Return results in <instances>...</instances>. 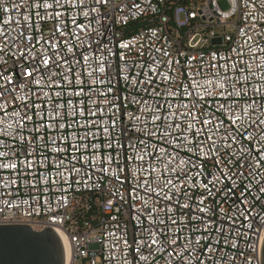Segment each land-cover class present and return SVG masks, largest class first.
Masks as SVG:
<instances>
[{
  "label": "built area",
  "instance_id": "built-area-1",
  "mask_svg": "<svg viewBox=\"0 0 264 264\" xmlns=\"http://www.w3.org/2000/svg\"><path fill=\"white\" fill-rule=\"evenodd\" d=\"M228 1L224 9L220 0H60V6L32 0L31 8L24 0H0V31L8 40L22 32L33 37L38 62L41 49H48L44 40L69 39L70 58L78 62L71 74L64 66L70 83L49 64L51 87L26 88V102L22 96L5 106L9 115L27 111L31 119L16 138L8 137L14 122L0 133V163L17 164L0 168V224L61 230L73 253L67 259L65 251L64 264H245L244 257L261 264L264 155L246 137L264 138L258 131L264 127V0ZM44 3L53 7L45 10ZM54 12L61 16L53 19ZM73 18L90 26L87 35ZM74 32L91 45L95 60L85 64L80 53L89 50L75 43ZM16 52L11 45L0 52L5 75L17 67ZM234 64L247 81H237ZM47 77L42 73L41 82ZM229 80L239 95H228ZM237 144L256 150L244 157ZM160 148L172 155L165 159ZM168 180L174 190L164 186ZM156 237L158 244L176 243L158 248L151 244Z\"/></svg>",
  "mask_w": 264,
  "mask_h": 264
},
{
  "label": "snow or ice",
  "instance_id": "snow-or-ice-1",
  "mask_svg": "<svg viewBox=\"0 0 264 264\" xmlns=\"http://www.w3.org/2000/svg\"><path fill=\"white\" fill-rule=\"evenodd\" d=\"M68 3H71V0H67ZM86 2V0H78L79 5H83ZM99 3H103L104 0H97ZM55 6H60V0H54ZM33 6L32 0H24V7L25 8H31ZM40 5H36V7H39ZM53 5L44 3L43 8L45 10H48L49 8H52ZM92 11H95L93 9ZM85 16H87V13H84ZM61 16L60 12H54L52 18L53 19H58ZM22 19L24 21L28 20L27 16H22ZM7 23V22H5ZM73 24H75L76 29L78 32H82L85 35H87V32L90 30V26L86 28L83 25L76 24L75 18H73ZM66 27V25H65ZM29 31L31 29H28ZM57 32L60 34L61 37L65 35L64 31L62 28L59 26L57 27ZM73 36H75V43L76 44H83L85 47L88 48L89 50V55H84L83 52L80 53L82 56L85 64H87L90 60H95V55L92 53V47L91 45L86 44L84 41L81 40L79 35H76V33H73ZM0 39H3L4 44L3 47L0 48V52H4L5 54L8 53L9 46H15L17 48V52L12 54V59L14 63L16 64V69L14 71H9L7 75H5V71H0V81L3 83H0V111H3V117L0 118V125H3V127H0V133H3L6 131V129L12 127V123L14 122L16 124V129H13L11 133L8 134V137L16 138L13 136V133H16L18 135L17 130H20L23 128V121L25 120H30L31 117L27 115V111L24 112L23 116L21 115L20 112H15L12 115H9L7 112V108L5 106H15V103L17 101H21L22 96L24 98V101L26 102L27 99V94L25 93V89L27 88L29 92L31 91V88L33 86H40V87H51L53 83V76L51 74V68H49V64H51L53 67H57L61 69L60 76L62 79H64L65 83H70L67 79V76L64 75L65 68L64 66L67 65V71L69 74H71V66L72 64L78 63L74 59H71V57H74L75 53L73 52V48L70 47L69 45L72 43L71 40L69 39H64L62 42L56 41L55 38L50 40H44V44L48 46V49L42 48L40 51V59L37 62V58L32 55L33 49H34V44L30 43L33 39L31 36L24 35L22 32L19 36L12 38L11 40H8L7 37L5 36V33L3 31H0ZM29 43H25V42ZM39 41H37L38 43ZM122 47H127V45H122ZM66 49V51H64ZM51 51V56L47 55V51ZM63 52L64 54L61 55L60 53ZM123 59V57H121ZM253 59H256V57H253ZM23 61V63H21ZM7 61L3 60L0 61V67H2L3 64H6ZM215 67V65H213ZM245 68H248L249 71H251L250 65H248L245 62L244 65ZM261 68H264V65H260ZM231 71H238L241 76H238L236 79L239 82L241 77L247 81L248 77L243 76L244 69L243 68H237L236 65H232V68L230 69ZM95 71V70H94ZM98 71L100 73H104L105 69L104 67H99ZM225 71H228L226 69ZM42 73H47L48 77L44 82H41L42 78ZM91 75V73H89ZM254 75V74H253ZM15 77V79H13ZM20 81H23L20 83ZM211 83V82H209ZM229 85L233 87V92L228 93V95H239L238 93L235 92V86L231 85L230 80H229ZM220 89H224L225 85L223 83H219L217 85ZM17 90L20 91L21 95H17ZM260 89L256 88L254 89V92H259ZM80 93H76V95H79ZM223 94V93H222ZM57 97H59V93L55 94ZM189 95H194L193 93H189ZM11 97V99H9ZM262 99H264V94L261 96ZM27 107V106H26ZM59 107V105H57ZM193 107H197V105H193ZM254 110V108H253ZM247 111V109H245ZM240 117H236L235 119L231 120V124L235 125L237 123V120H239ZM4 121H8V123H4ZM210 121L204 120L203 124L207 125L209 124ZM260 125H264V120L260 121ZM114 126V125H113ZM245 127L246 131H250V126L249 125H242ZM252 126H255V121L252 122ZM217 129H219L220 125H216ZM207 130V129H205ZM107 131V129H105ZM239 131V128H237V132ZM259 132H264V127H259L258 129ZM152 135H155V133H152ZM197 135H199V132H197ZM6 137V138H8ZM250 143L253 145L259 143L261 145V149L257 150L259 155H264V138L257 136H248L246 137ZM231 139L236 142L237 137L232 136ZM183 147V145H181ZM237 147L239 148L241 155L244 157H247L249 153L253 150H256L255 148L249 149L248 152H245V150L240 147L239 144H237ZM59 151V149H57ZM160 152L165 153V149L160 148ZM28 155H31V153H28ZM172 155V153H165V159L167 156ZM5 153L0 152V157H4ZM13 160L16 159L15 154L13 153L12 157ZM178 159V157H177ZM24 163L27 165V167H32V162L25 160ZM94 163V162H93ZM183 161H179V164H183ZM257 167L261 166L259 164V161L257 162ZM17 164L16 163H11V164H3L0 163V168H11V169H16ZM168 164H165V171H167ZM176 165H173V171L175 172ZM74 171H78L75 168L73 169ZM107 171V169H105ZM152 171H155V169H152ZM63 178V177H62ZM227 179H231V177H226ZM179 179V177H177ZM219 181V178L216 179V181H209V183H212L213 185L215 182ZM165 187H169L170 190L175 189V185L173 184L172 180H168L165 182ZM204 188L206 191L211 193V190L208 189L207 185H204ZM262 192H264V189H261ZM231 193V189H229V194ZM160 193H157V196H160ZM242 195V194H241ZM164 199L171 200L170 196L164 195ZM201 203H203V199L201 200ZM184 207H187V205H184ZM201 211H206V209H200ZM238 212H240V209H237ZM244 212H247V216H252L253 214L251 213L250 209H244ZM243 214V213H241ZM247 216L245 217L247 219ZM173 224H175V221H172ZM158 231H161L158 229ZM217 231H223V229H217ZM237 237H239L241 234L239 232L236 233ZM159 240V237L154 238L151 241V244H157V247H170L173 246L176 241L175 240H165L162 243H157ZM231 243L232 246H235L234 242H227ZM149 245V247L151 246ZM197 244H199V241H197ZM137 253L139 252V249H136ZM191 251V250H189ZM259 254V242H257L256 248L254 249ZM183 259V258H181ZM244 262L245 264H250V258L249 257H244ZM200 264H203L201 261ZM261 264H264V259L261 260Z\"/></svg>",
  "mask_w": 264,
  "mask_h": 264
},
{
  "label": "water",
  "instance_id": "water-1",
  "mask_svg": "<svg viewBox=\"0 0 264 264\" xmlns=\"http://www.w3.org/2000/svg\"><path fill=\"white\" fill-rule=\"evenodd\" d=\"M64 261V245L55 229L38 231L27 224H0V264H64Z\"/></svg>",
  "mask_w": 264,
  "mask_h": 264
},
{
  "label": "bare ground",
  "instance_id": "bare-ground-1",
  "mask_svg": "<svg viewBox=\"0 0 264 264\" xmlns=\"http://www.w3.org/2000/svg\"><path fill=\"white\" fill-rule=\"evenodd\" d=\"M56 232L58 233V235L60 236V238H61V240H62V242L64 244V248H65V251H66L67 259H69L70 255H73L70 243L66 239L64 233L61 230L57 229Z\"/></svg>",
  "mask_w": 264,
  "mask_h": 264
},
{
  "label": "rangeland",
  "instance_id": "rangeland-1",
  "mask_svg": "<svg viewBox=\"0 0 264 264\" xmlns=\"http://www.w3.org/2000/svg\"><path fill=\"white\" fill-rule=\"evenodd\" d=\"M220 5H221V7L224 8V9H227V8L230 7V3H229L228 0H220ZM217 30H219V28H217ZM93 246H95V245H93ZM96 246H97V245H96ZM80 263H81V262H78V264H80Z\"/></svg>",
  "mask_w": 264,
  "mask_h": 264
}]
</instances>
